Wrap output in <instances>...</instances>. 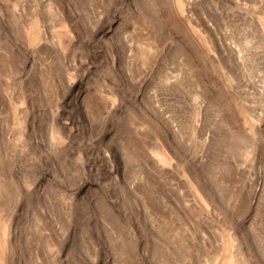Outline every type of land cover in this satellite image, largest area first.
Returning <instances> with one entry per match:
<instances>
[{
  "label": "rangeland",
  "instance_id": "obj_1",
  "mask_svg": "<svg viewBox=\"0 0 264 264\" xmlns=\"http://www.w3.org/2000/svg\"><path fill=\"white\" fill-rule=\"evenodd\" d=\"M264 264V0H0V264Z\"/></svg>",
  "mask_w": 264,
  "mask_h": 264
},
{
  "label": "bare ground",
  "instance_id": "obj_2",
  "mask_svg": "<svg viewBox=\"0 0 264 264\" xmlns=\"http://www.w3.org/2000/svg\"><path fill=\"white\" fill-rule=\"evenodd\" d=\"M228 264H234V262L230 261Z\"/></svg>",
  "mask_w": 264,
  "mask_h": 264
}]
</instances>
